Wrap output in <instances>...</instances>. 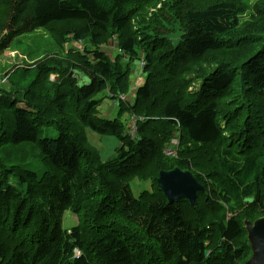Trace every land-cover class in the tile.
Returning a JSON list of instances; mask_svg holds the SVG:
<instances>
[{
	"label": "trees",
	"instance_id": "1",
	"mask_svg": "<svg viewBox=\"0 0 264 264\" xmlns=\"http://www.w3.org/2000/svg\"><path fill=\"white\" fill-rule=\"evenodd\" d=\"M37 28L82 46L0 73V264H243L244 221L264 216V0H0V52ZM135 61L144 83L100 116L97 95L126 94ZM175 167L202 185L195 205L157 186Z\"/></svg>",
	"mask_w": 264,
	"mask_h": 264
},
{
	"label": "rangeland",
	"instance_id": "2",
	"mask_svg": "<svg viewBox=\"0 0 264 264\" xmlns=\"http://www.w3.org/2000/svg\"><path fill=\"white\" fill-rule=\"evenodd\" d=\"M250 2L253 0H249ZM249 10L248 16L254 13L255 8L248 6L247 8ZM254 28V26H252ZM242 35L245 37L244 39H247L248 37H252V35L249 32H244ZM177 34H173L172 40L173 42L176 41ZM237 39V37H235ZM81 46L79 43H75L74 41H69L65 42L63 46H58L56 45L50 34L46 29L43 28H37L33 31L30 32H24L22 34H19L15 37L10 42V47L3 51L0 52V73H2L4 70H7L10 68L11 65H18L19 68L16 70L12 71L10 73V79H17L18 78V72L22 69V67L25 64H31V63H36L39 60L42 61L46 58L58 55L60 53H66L70 49L78 48L81 49ZM102 50H104L106 53L114 56L117 53V49L115 47V44L111 45H105L102 46ZM138 66V62H133L131 67H132V72L130 79H132L133 71L136 69ZM140 68V65L137 67V69ZM53 75V74H52ZM57 76H51V80H55ZM145 79L142 77V74L140 73L138 76H134V79L131 80L130 88L129 91L126 94H118L115 97L112 95L107 97L109 93L103 94L100 93L97 95V98H101L102 102L100 103V106L98 107V114L102 117H109L113 118L112 112L119 113L118 109V102L121 99L125 98H134L135 95V90L137 87L142 85L144 83ZM3 83L2 85H5L6 81L4 78L0 79V84ZM116 116V115H115ZM125 119L126 125L131 131L137 132V127L136 123L138 120V117L134 114H126L123 116ZM86 136L91 144L100 154L101 157L106 158L107 156L111 155L114 153V149L116 146L119 145V140L110 135L106 134H99L95 132L94 130L90 128H86ZM59 134L58 129L53 126V125H45L42 128V131L40 133V137H57ZM172 148H177V145L172 144ZM167 154H170L171 157H175L174 151L173 150H167ZM28 166H34V164H28ZM13 183H15V179L12 180ZM140 184V187H138ZM138 185V186H137ZM131 187L133 189V192L135 195H138V191L141 189H146L150 187V184L147 182L141 183L137 180H133L131 182ZM76 216L73 214L71 211L67 210L63 214V227H71L76 224Z\"/></svg>",
	"mask_w": 264,
	"mask_h": 264
},
{
	"label": "water",
	"instance_id": "3",
	"mask_svg": "<svg viewBox=\"0 0 264 264\" xmlns=\"http://www.w3.org/2000/svg\"><path fill=\"white\" fill-rule=\"evenodd\" d=\"M156 182L169 202L183 197L195 205L196 192L203 189L191 171L178 167L160 170ZM244 226L251 255L243 264H264V216L245 220Z\"/></svg>",
	"mask_w": 264,
	"mask_h": 264
},
{
	"label": "crops",
	"instance_id": "4",
	"mask_svg": "<svg viewBox=\"0 0 264 264\" xmlns=\"http://www.w3.org/2000/svg\"><path fill=\"white\" fill-rule=\"evenodd\" d=\"M139 74H140V71L137 70V67H136V69H135V71H134V73H133V77H134V76H138ZM112 115H113V117H116V116H117V112H116V113L112 112ZM115 115H116V116H115Z\"/></svg>",
	"mask_w": 264,
	"mask_h": 264
},
{
	"label": "bare ground",
	"instance_id": "5",
	"mask_svg": "<svg viewBox=\"0 0 264 264\" xmlns=\"http://www.w3.org/2000/svg\"><path fill=\"white\" fill-rule=\"evenodd\" d=\"M51 76H55V74H53V75L51 74L50 77H51ZM128 99H129V98H128ZM175 149H177V148H175Z\"/></svg>",
	"mask_w": 264,
	"mask_h": 264
}]
</instances>
